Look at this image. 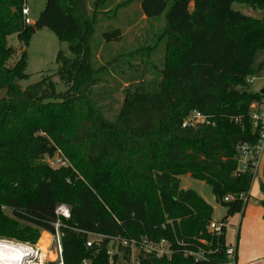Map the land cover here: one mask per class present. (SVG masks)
I'll return each instance as SVG.
<instances>
[{"label": "trees", "instance_id": "1", "mask_svg": "<svg viewBox=\"0 0 264 264\" xmlns=\"http://www.w3.org/2000/svg\"><path fill=\"white\" fill-rule=\"evenodd\" d=\"M91 1L89 8V0H47L38 21L26 25L25 0H0V238L37 245L42 232L55 233L56 205L65 204L64 264L130 262L131 243L145 239H164L172 254L141 252L139 264H227L226 228L220 236L209 231L213 207L181 189L179 178L211 186L227 209L225 226L246 207L254 173L251 166L240 172L239 149L257 147L261 134L252 114L264 95L251 92L247 80L264 51V0H139L147 20L165 15V59L152 86L144 70L123 76L124 99L112 117L97 88L110 70L125 75L122 65L130 68L140 50L98 65L97 52L118 43L122 31L96 38L97 17L108 14L110 0ZM43 29L67 44L71 57L60 51L56 73L23 90L15 80L27 78L26 52L10 67L16 50L8 38L16 35L23 49ZM192 112L209 124L183 128ZM58 151L69 167L43 161ZM91 237L98 240L88 248Z\"/></svg>", "mask_w": 264, "mask_h": 264}, {"label": "rangeland", "instance_id": "2", "mask_svg": "<svg viewBox=\"0 0 264 264\" xmlns=\"http://www.w3.org/2000/svg\"><path fill=\"white\" fill-rule=\"evenodd\" d=\"M46 1L47 0H25L26 7L30 9L29 18L31 20V25H34L40 18L45 9ZM91 3L92 1L89 0V8ZM234 7L246 15L255 18L262 17V12L254 11L248 6L235 4ZM114 29L122 31V39L118 43L113 44L110 48H102L97 52L96 60L98 65L105 66V64L116 55L128 57L131 53H134L137 50L140 51L138 53L139 57L132 59V65L130 68L122 65L125 75H120L110 70L111 76L106 77L107 82L97 88L102 95V105L108 110L109 117L114 116L118 112L124 99L123 90L127 87V84L125 83L126 80H124L123 76L129 77L140 74V72L144 70L146 73V82H148L150 86H152L158 78V71L161 70L165 59L164 34L166 30V19L165 15H163L155 20H147L142 14L139 0H110V10L108 14L102 13L97 17L96 38L100 37L102 33ZM8 44L9 47L16 50L15 56L8 63L10 67L20 59L22 52H26L25 75L27 78L23 80H15V84L19 85L23 90L40 83L45 76H52L56 73L58 69L56 58L60 51L64 52L67 57H71L68 45L61 43L56 35L48 29H43L33 35L26 48L22 49L16 35L8 38ZM262 58H264V51H259L256 54L253 63L252 70L254 75L258 73L259 63L262 61L260 59ZM53 81L57 83V91L59 93L66 91L65 85L61 83L57 77H54ZM118 84H122L121 89L117 87ZM259 84L260 82H258L257 85ZM4 95L5 92H1L0 98L4 97ZM43 161L46 164H49L53 169H57L56 165H53L48 157H45ZM179 180L180 188L184 190H192L202 197L203 200L210 203L214 208V221L221 222L222 219L226 217V208L216 203L211 186L204 182L192 179L187 175L182 176ZM5 213L10 215V212L7 210H5ZM43 234H46V232H42L41 237ZM47 235L50 236V234ZM97 240L98 239L94 237L89 239L91 242ZM39 241L37 243L38 247ZM50 241L51 244L52 238ZM114 249V252L119 254L118 256L121 258L122 251L118 247ZM51 250L53 251L52 255H54V257L52 258V255H48V258L54 260V244H52ZM131 250L133 256H137L138 259L140 256V250L137 247H132ZM121 262L124 264H138L136 261L127 262L121 261L120 259L117 264H120Z\"/></svg>", "mask_w": 264, "mask_h": 264}, {"label": "built area", "instance_id": "3", "mask_svg": "<svg viewBox=\"0 0 264 264\" xmlns=\"http://www.w3.org/2000/svg\"><path fill=\"white\" fill-rule=\"evenodd\" d=\"M22 15L24 17V23L31 25L30 9L26 5L22 9ZM250 84L251 79L247 80ZM252 122L254 126H261V134L257 147L249 148L244 145L239 149V170L240 172H246L249 166L252 167L253 173H255L259 157L261 155L260 146L264 144V116L254 112L252 114ZM198 124L208 125L209 120L206 116L199 112H192L190 116L184 121L183 128L194 127ZM53 165H56L57 169L69 167V162L65 159L60 151H58L53 158H49ZM234 198L228 196L225 200L232 201ZM56 222L54 223L55 233L51 235L52 243L47 248L46 258L42 260V251L35 245L32 246L27 243L19 241L0 239V260L3 264H64L63 261V249L61 244V225L63 220H70L71 208L65 204H57L55 208ZM226 226L220 222H212L209 226V231L216 236H220L224 233ZM95 242L88 241L87 247L91 248ZM54 244L55 259L50 260L48 255H52L53 251L51 246ZM126 242L123 246H127ZM137 247L140 253L151 255L157 259L162 257H170L171 251L168 243L164 239H159L157 242H151L143 240L141 243L132 242L131 248ZM115 253L112 252L111 255ZM54 256V255H53ZM227 264L236 263V252L233 248L226 246Z\"/></svg>", "mask_w": 264, "mask_h": 264}, {"label": "crops", "instance_id": "4", "mask_svg": "<svg viewBox=\"0 0 264 264\" xmlns=\"http://www.w3.org/2000/svg\"><path fill=\"white\" fill-rule=\"evenodd\" d=\"M260 60L262 61L259 63L258 73L251 78L250 83V90L254 93L264 92V58ZM253 111L264 116V101L260 106H253ZM260 150L261 155L246 200V207L243 213L229 218L226 225L225 243L227 247L235 250L237 264H264V208L261 204L264 200V144L260 146ZM130 261L139 264L133 252Z\"/></svg>", "mask_w": 264, "mask_h": 264}, {"label": "bare ground", "instance_id": "5", "mask_svg": "<svg viewBox=\"0 0 264 264\" xmlns=\"http://www.w3.org/2000/svg\"><path fill=\"white\" fill-rule=\"evenodd\" d=\"M50 239H51V237L49 235L43 234L41 239H40V241H39L38 245H39L40 250L42 251V256H41L42 260L44 258H46L47 248H48V246L50 245V242H51ZM51 257L53 258L54 256L52 255ZM0 264H3L1 262V260H0Z\"/></svg>", "mask_w": 264, "mask_h": 264}, {"label": "water", "instance_id": "6", "mask_svg": "<svg viewBox=\"0 0 264 264\" xmlns=\"http://www.w3.org/2000/svg\"><path fill=\"white\" fill-rule=\"evenodd\" d=\"M264 92H261V94H263Z\"/></svg>", "mask_w": 264, "mask_h": 264}]
</instances>
